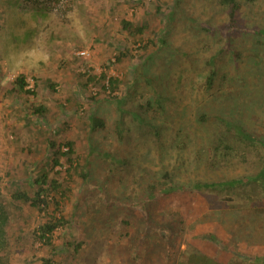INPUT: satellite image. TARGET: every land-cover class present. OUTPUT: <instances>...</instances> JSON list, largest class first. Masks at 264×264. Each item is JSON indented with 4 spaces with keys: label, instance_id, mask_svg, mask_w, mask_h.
Instances as JSON below:
<instances>
[{
    "label": "rangeland",
    "instance_id": "obj_1",
    "mask_svg": "<svg viewBox=\"0 0 264 264\" xmlns=\"http://www.w3.org/2000/svg\"><path fill=\"white\" fill-rule=\"evenodd\" d=\"M240 1L239 24L264 26V0ZM170 11H174L172 19ZM227 20L220 0H0V188L10 215L7 264H43L42 259L53 251L35 234L46 213L28 204H18V210H14L10 197L8 177L23 180L37 169L49 170L50 176L66 187L61 211L71 223L52 234V245L59 248L54 257L57 264H134L128 261V253L119 254L127 243L136 248L132 260L138 264H175L195 249L199 255L216 256L220 261L230 257L245 264L251 256L264 254V245L232 240L237 227V220L232 218L236 208L214 212L208 220L199 213L190 218L189 213L184 219L185 229L173 235L170 241L174 244L162 263L150 255L149 246L135 245V237L142 232V217L135 209L132 226H125L130 232L128 238L113 235L120 227L118 218L127 214L113 211L104 225L96 222L98 210L94 206L87 212V192L103 181L108 197L121 201L141 196L142 177L152 178L154 174L160 178L165 171L179 182L218 180L258 170V164L242 162L211 169L204 161L196 163L193 150L195 145L200 149L211 141L216 130L214 115L233 118L232 102L228 97L221 102L220 97L230 96L229 92L236 89L237 99L249 106L253 90L257 98L254 102L262 100L256 90L264 85V35L235 34L231 49L238 55L233 58L223 49L224 37L218 30ZM122 21L148 26L142 33L128 32ZM195 22L216 30L205 32ZM160 37L166 41L161 48ZM213 55L215 81L207 90L208 60ZM20 74L25 76L26 89L33 93L18 92L14 82ZM101 74L119 80L114 91L99 80ZM224 75L229 77L228 83ZM88 76L94 80H88ZM221 82L226 84L222 91L218 89ZM237 82L243 86H236ZM152 94L159 105L153 104ZM111 96L124 99L122 113ZM40 104L47 110L33 112ZM144 104L146 109H140ZM243 111L239 106L240 118L249 119ZM91 112L104 120L101 132L89 133ZM133 112L157 127L159 140L148 132L150 128L137 124ZM200 112L207 113L206 122L197 119ZM252 113L255 131H263L264 103ZM117 122L121 123L123 139L115 130ZM180 138L186 139L185 147L179 143ZM49 140L56 144L73 142L77 170L66 172L69 165L64 157L52 164ZM104 152L122 156L125 166L110 164ZM82 171L88 173V185L79 176ZM190 204L199 202L194 199ZM249 209L246 207L245 212ZM204 232L215 234L217 242L200 239L199 234ZM80 240L82 245L76 252L69 243Z\"/></svg>",
    "mask_w": 264,
    "mask_h": 264
},
{
    "label": "trees",
    "instance_id": "obj_2",
    "mask_svg": "<svg viewBox=\"0 0 264 264\" xmlns=\"http://www.w3.org/2000/svg\"><path fill=\"white\" fill-rule=\"evenodd\" d=\"M220 3L226 9L228 20L224 27L218 30L224 37V47L223 49L229 51L233 58L237 57L238 53L231 49V40L235 34L238 33H251L255 35H264V26H254L245 27L239 24L237 20V14L241 8L240 0H220ZM157 7V12L159 11ZM174 11H170L168 16L172 19ZM122 27L128 32L142 33L148 26L147 23L142 22L140 25H134L128 21H122ZM196 27H200L205 32H212L216 30L211 29L205 24L195 22ZM160 42V46H165L164 37L157 38ZM235 56V57H234ZM215 55L211 56L208 60L210 65L209 73L206 77L205 87L210 90L215 81ZM262 75L264 74V66L261 69ZM24 75H18L15 78L14 85L17 86L18 92L21 93H33V90L26 89L27 83L25 82ZM227 75L223 76V80L228 83L230 79ZM88 80L93 81L94 77H87ZM100 81L107 82V86L110 91H114L119 83V80L115 77H106L105 74L99 76ZM148 81V78H146ZM237 81V79H236ZM242 87L243 84L240 82L236 83V86ZM52 86V85H51ZM218 89L223 90L226 84L221 82L218 84ZM104 87V84H102ZM256 90L258 95H261V99L254 102L252 95L254 92L250 90L249 103L245 104L237 99L238 90H234L233 93L219 98L221 102H224L228 97V100L232 102V108H230L231 117H224L223 115H214L216 130L211 141L207 146H203L199 149L198 146H194L193 150L195 152L196 163L199 164L200 161H204L209 168H217L218 166L229 167L230 164L234 163H245V164H258L259 168L254 173H249L239 175L236 177L226 178L218 180H201L193 179L191 181H179L176 182L172 178L168 171L162 173V177L158 178L156 175L147 176L148 178L142 177L141 182L144 183V188L141 190V196L130 197L127 200H113L108 197L107 188L105 182L103 181L101 185L95 183L93 191L87 192L86 199H89V206L87 207V212L91 211V207L94 206V210H98L95 220L97 223L106 225L109 222V217L113 211H120L122 214H127L125 217H119L118 223L120 225L118 232L113 235H120L122 238H128L130 232L126 230L125 226L132 225V210H136L141 215L142 220V232L139 236L135 237V245L138 248L144 245L149 246L151 251L150 255L155 257V260H160L162 263L164 259L168 258L169 249L174 244L173 235L182 229H185V217L189 213L192 214L190 218H196L200 214L201 218L208 220L215 213H223L224 209L227 207L236 208L237 213L233 211V220H237V227L235 232H233V241L235 243L239 241H246L250 244H260L264 245V129L261 132L255 131L257 125L253 124L252 118L253 111L255 107L264 103V85L259 86ZM153 91L156 88L153 87ZM153 104L154 102L159 105L158 100L152 94ZM116 101V105L119 112H123L120 105L123 103L124 99L116 96H111L110 99ZM239 106L243 107L246 112V118H240L237 113ZM248 106V107H247ZM140 109H146V104L140 105ZM47 109L42 105H38L32 109L33 112L42 114ZM243 111V112H244ZM197 119L200 122H206L208 120V115L205 112H200ZM239 117L237 119L236 117ZM122 115V114H121ZM133 118L137 121L140 126H147L150 128L148 132L155 135V139L159 140V130L155 125L146 121L145 116L138 112L132 113ZM89 119V133L95 134L101 132L105 127V122L102 118L96 116L94 112L88 117ZM120 122L116 123L115 130L120 139H123V130ZM252 129H251V127ZM152 128V129H151ZM179 136V135H178ZM177 137V135H176ZM52 148V164H58L60 157H64L65 161L68 162V167L66 172L78 169L79 162H75L73 157L74 147L73 142L70 140L64 143L56 144L55 141L49 140L47 142ZM180 144L185 147L186 139H181ZM57 147L54 149V147ZM62 146H66L65 150H61ZM22 151L24 147L22 146ZM94 149H91L90 154H92ZM104 158L107 162L112 165H117L120 167L125 166V161L121 157H114L109 152H104ZM105 161V162H106ZM24 162V161H22ZM107 167V166H105ZM249 173V174H248ZM81 178L88 185V173L81 172ZM28 178H12L8 177V184L12 187V192L10 197L12 204H14V210H18L19 205L28 204L38 211H44L46 213V220L40 223L36 228V237L47 245H51L53 251L49 253L48 256L43 258V264H57L54 261V257L59 254V248L52 245V234L58 228L66 224L71 223V220L66 218L61 211L62 199L65 196L66 187L60 183L56 178L51 177L49 170L37 169L33 176L28 175ZM88 183V184H87ZM92 190L90 187H88ZM87 188V189H88ZM85 196V195H84ZM205 196V197H203ZM209 196V197H208ZM200 198V200L198 198ZM207 197V198H206ZM198 200L199 204H190L194 199ZM19 204V205H18ZM127 207V208H126ZM250 208L249 213H246L245 208ZM201 209V210H200ZM135 211V212H136ZM13 211H10V214ZM125 212V213H124ZM227 213V212H225ZM243 214H245L243 216ZM9 211L2 200V191L0 188V264H7L10 260L9 258V236H7V225L9 224ZM98 218V219H97ZM216 220V219H215ZM218 222V221H217ZM218 223H221L220 220ZM137 229L140 230L139 227ZM136 229V230H137ZM34 234V235H35ZM105 236V235H104ZM200 239L205 241L217 242L216 235L210 232H204L199 234ZM106 238L109 237L106 235ZM106 240V239H105ZM127 241V240H126ZM82 245V240L79 243H69V246H73L77 252ZM123 246V245H122ZM136 248L129 247V243L119 249V254L128 253V261L134 264H138L133 259V253ZM187 256L184 259L176 262L175 264H245L243 261L230 260L231 258L224 259L220 261L216 256H211L207 254L199 255L198 251H190L186 253ZM233 254H236L233 252ZM246 258V257H245ZM250 262L246 264H264V254L262 256H251Z\"/></svg>",
    "mask_w": 264,
    "mask_h": 264
}]
</instances>
